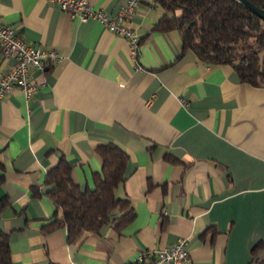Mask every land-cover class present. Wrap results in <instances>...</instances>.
Instances as JSON below:
<instances>
[{
  "label": "crops",
  "instance_id": "0c3cea01",
  "mask_svg": "<svg viewBox=\"0 0 264 264\" xmlns=\"http://www.w3.org/2000/svg\"><path fill=\"white\" fill-rule=\"evenodd\" d=\"M126 1L91 4L115 14ZM162 12L140 0L128 21L139 34L133 57L128 39L96 19L48 0H0V21L60 55L30 68L38 87L29 99L16 87L0 97V231L12 264H136L138 252L178 237L189 264H264V87L182 52L177 30L154 29ZM11 62L0 50V77ZM105 142L128 156L115 193L134 218L77 243L64 226L44 233L61 215L46 194L47 170L63 156L80 189L93 188Z\"/></svg>",
  "mask_w": 264,
  "mask_h": 264
},
{
  "label": "trees",
  "instance_id": "16d2710c",
  "mask_svg": "<svg viewBox=\"0 0 264 264\" xmlns=\"http://www.w3.org/2000/svg\"><path fill=\"white\" fill-rule=\"evenodd\" d=\"M153 1L163 10L154 29L177 30L182 52L190 51L206 63L228 64L241 80L264 87L262 18L235 0ZM250 1L264 9V0ZM96 151L102 165L100 172L93 173V188L80 189L73 181L71 164L63 156L47 170L44 184L50 188L46 194L61 209V215L42 225L44 233L64 226L66 241L77 243L87 232H98L110 223L120 230L134 218L130 200L115 193L125 180L126 152L114 142L99 143ZM166 159L177 161L171 156ZM32 190L34 195L41 194L38 187ZM116 209L118 215L113 213ZM0 264H12L8 234L3 231H0Z\"/></svg>",
  "mask_w": 264,
  "mask_h": 264
},
{
  "label": "built area",
  "instance_id": "2783aa9c",
  "mask_svg": "<svg viewBox=\"0 0 264 264\" xmlns=\"http://www.w3.org/2000/svg\"><path fill=\"white\" fill-rule=\"evenodd\" d=\"M55 3L60 9L67 11L71 17L80 21L93 18L102 23L112 32L126 37L130 43L131 53L137 54L139 34L135 28L128 25L134 15L140 0H127L115 14H109L102 8L94 7L91 0H48ZM0 50L12 58L8 69L0 77V97L14 87L20 89L26 99H29L38 83L29 77L31 67L43 69L47 62H56L60 59L55 49L36 46L20 38L13 28L0 21ZM179 102L188 106V101L177 95ZM189 255L186 249V239H178L151 252L140 251L134 257L136 264H189Z\"/></svg>",
  "mask_w": 264,
  "mask_h": 264
},
{
  "label": "water",
  "instance_id": "95a60500",
  "mask_svg": "<svg viewBox=\"0 0 264 264\" xmlns=\"http://www.w3.org/2000/svg\"><path fill=\"white\" fill-rule=\"evenodd\" d=\"M241 5H243L246 9L251 11L252 13L256 14L260 18L264 20V9L261 7L256 6L254 3H252L250 0H235Z\"/></svg>",
  "mask_w": 264,
  "mask_h": 264
}]
</instances>
